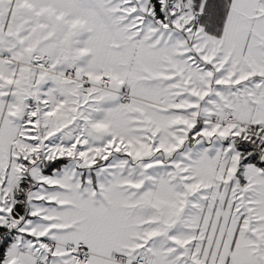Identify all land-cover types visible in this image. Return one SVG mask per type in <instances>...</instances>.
I'll use <instances>...</instances> for the list:
<instances>
[{
	"label": "snow or ice",
	"instance_id": "6c2138e0",
	"mask_svg": "<svg viewBox=\"0 0 264 264\" xmlns=\"http://www.w3.org/2000/svg\"><path fill=\"white\" fill-rule=\"evenodd\" d=\"M0 264H264V0H0Z\"/></svg>",
	"mask_w": 264,
	"mask_h": 264
}]
</instances>
